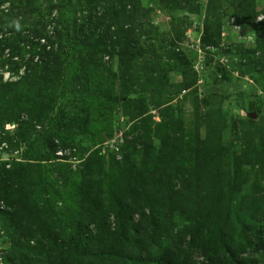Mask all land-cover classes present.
Segmentation results:
<instances>
[{
  "label": "trees",
  "instance_id": "trees-1",
  "mask_svg": "<svg viewBox=\"0 0 264 264\" xmlns=\"http://www.w3.org/2000/svg\"><path fill=\"white\" fill-rule=\"evenodd\" d=\"M53 1L41 11L38 0H0V117L7 121H15L20 113L29 117L14 129L16 141H6L0 135V143L4 142L7 150L8 146L17 149L19 143L23 145L18 160L11 159L8 167L7 162L0 164V229L10 243L8 258L13 264H27L42 252L48 257L47 264H264V190L244 192L246 174L241 169V164L261 160L264 140L261 136L257 150L246 162H242V150L232 152L230 164L234 167L230 172H221L220 162L227 151L219 139L221 118L217 117L214 124L211 120L216 113L206 112L203 138L193 129L192 133H181L175 128V148L164 143V137H172L170 129L164 134L157 129L159 147L150 138L147 140L141 149L139 170L123 156L122 163L126 166L128 162L132 171L127 177L130 192L125 195L122 190L117 200L111 198L112 206L94 201L86 187L78 183L72 186L63 164L52 161L57 147L53 131L62 125V113L52 96L67 87L66 71L71 65L95 68L103 57L108 62L115 59L119 88L127 87L134 77L128 71L141 57L139 42L130 31L136 30L137 4L136 0ZM161 1L170 7L188 4L186 0ZM234 1L236 21L254 23L256 30L264 34V11L256 21L260 12L255 10L253 0ZM4 2L6 8L1 7ZM210 4L203 34L215 30L209 35L217 37L220 24ZM77 6V11L100 7L103 14L78 20L74 17ZM52 9L56 16L49 18ZM32 11L41 16L46 11V27L38 21L33 25H39L41 30L19 26L25 21L22 17ZM17 16L21 19L15 27L12 20ZM21 30H26L28 39L21 38ZM138 31L144 32L140 26ZM23 41L26 48L30 47L25 52L29 62L19 72L21 62L16 58L20 57L19 44ZM4 72L8 79L3 77ZM11 77L16 78L9 80ZM83 80L82 88L87 91L90 77L86 75ZM138 83L137 76L132 85ZM153 83L146 77L144 91L150 90ZM48 88L50 94L46 93ZM120 97L121 100L122 94ZM106 99L109 98L103 100ZM116 100L110 98L112 102ZM31 121L40 125L38 132H34ZM46 123L51 126L45 127ZM192 135V146L184 147ZM135 149L130 146L129 158L138 153ZM164 152L167 154L162 159ZM172 153H187L182 159L188 160L187 165L181 159L171 163ZM258 163L263 164L262 160ZM72 195L77 207L62 210L75 202ZM249 219L262 222L255 224ZM30 240L35 243L28 245ZM195 253L200 255L197 260Z\"/></svg>",
  "mask_w": 264,
  "mask_h": 264
},
{
  "label": "rangeland",
  "instance_id": "rangeland-1",
  "mask_svg": "<svg viewBox=\"0 0 264 264\" xmlns=\"http://www.w3.org/2000/svg\"><path fill=\"white\" fill-rule=\"evenodd\" d=\"M38 1L39 5L45 4V7H40L43 11L49 1ZM186 1L188 4L182 2L170 7L161 0H136V24L133 26L136 30L133 28L130 31L139 42L141 57L127 70L134 75L127 87L119 88L120 80L115 76L118 73L115 59L108 62L103 57L100 66L95 68L80 67L78 63L71 65L66 69L69 81L67 87L52 96L55 106L62 113L59 119L61 128L56 129L55 126L53 131L56 138L53 142L57 147L52 161L63 164L70 175L72 186L78 183L89 189L94 201H98L100 205L112 206L110 199L117 200L122 196V190L128 195L130 190L127 177L132 173L128 162L135 164L134 168L139 170V162H142L141 149L147 140L150 138L159 147L157 129L163 134L166 129H170L172 137H164V143L168 142L175 148V128L181 133L186 130H191L192 133L194 130L203 138L207 130L204 124L206 112L216 113L217 116L212 114L211 120L214 124L217 117L221 118L219 139L221 146L227 151L224 160L220 162L221 172H230L231 167H234V164H230L232 152L238 154L242 150V162H246L254 150H257L255 146L261 136L264 140V34L261 30H256L254 23L236 21L234 0ZM209 2L210 7L215 8L220 24L217 37L209 35L215 30H207V35L203 34L204 21L207 14H210L206 13ZM49 3L54 4V1ZM253 3L255 10L260 12L257 21L263 16L261 11H264V0H253ZM6 4L4 2L1 7L6 8ZM77 8L78 6L74 8V17L78 20L88 16L95 19L103 14L100 7L90 11H77ZM45 12L42 16L36 11L30 12L22 17L25 21L19 26H35L38 29L39 25H33V22L38 21L46 27L48 18ZM53 15L56 16L55 9H52L49 18ZM20 19L17 16L12 20L15 27ZM138 26L144 32L140 33ZM25 31L21 30L22 39H28ZM25 45L24 41L19 44L22 47L20 57L16 58L21 62L19 72L29 62L25 52L30 47L26 48ZM246 50L254 52L247 53ZM6 51L7 49L3 50ZM242 53L245 54L244 57ZM86 75L91 80L87 91L82 88L85 81L83 77ZM137 76L139 83L133 86V80ZM3 77L8 79V73L4 72ZM146 77L152 78L154 83L150 90L144 91ZM15 78L11 77L9 80ZM142 89L143 91L138 92ZM50 92L51 89L48 88L46 93ZM104 97L109 99L104 101ZM113 97L117 99L115 102L110 101ZM102 113L107 115L101 119L99 115ZM25 120H29V117L24 113H20L15 121L0 117L1 137L6 141L8 138L16 141L14 129L20 121ZM31 123L34 132H38L40 125L33 121ZM46 124L45 127L51 126ZM246 124L249 126L246 127ZM192 141L193 135L184 147L192 146ZM130 146H135L138 151L131 158L128 156ZM5 147L4 142L0 143V164L7 162L5 167H8L11 159L18 160L23 145L19 143L17 149H10L8 146L7 150ZM164 154L162 159L167 152ZM186 155L172 153L169 161L175 163ZM123 156L128 160L126 166L122 163ZM261 160L262 166L258 163ZM261 160L259 158L254 164H241V169L246 174L245 184L242 186L244 192L264 190V155ZM182 162L187 165L188 160ZM75 197L79 199V193ZM75 197L72 195L75 202H71L68 208L61 209L71 211V207H77ZM57 205L62 206L61 203ZM135 219L134 213L133 220ZM111 220L112 217L109 216V221ZM251 222L261 224L262 221ZM27 243L33 245L35 242L30 240ZM9 248L8 237L0 229V264H13L6 253ZM193 257L197 260L200 255L195 253ZM47 260L48 257L40 252L27 260V264H47Z\"/></svg>",
  "mask_w": 264,
  "mask_h": 264
}]
</instances>
